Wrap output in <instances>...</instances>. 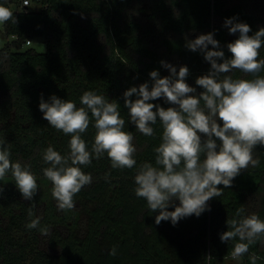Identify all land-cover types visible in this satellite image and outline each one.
<instances>
[{
  "label": "trees",
  "instance_id": "trees-1",
  "mask_svg": "<svg viewBox=\"0 0 264 264\" xmlns=\"http://www.w3.org/2000/svg\"><path fill=\"white\" fill-rule=\"evenodd\" d=\"M20 4V0H0L17 21L9 20L0 29V137L13 162L30 165L38 190L28 201L11 173L0 181L4 188L0 264H250L252 253L261 257L257 264H264V244L257 242L240 261H234L230 253L236 241L220 239L228 230L226 220L241 206L243 215L255 213L264 220V146L254 149L258 166L242 170L231 188L219 185L223 194L208 201L210 211L182 218L175 226L170 220L157 225L159 212L151 213L146 201L135 195L134 177L140 164L155 163L162 126L158 119L152 137L138 132L123 96L145 82L150 90L153 70L160 77L169 76L161 61L175 66L177 72L187 66L186 82L198 95L203 89L195 81L211 65L202 52L189 50L186 42L213 33L218 50L231 58L227 44L239 33L230 34L225 20L235 17L234 22L247 23L249 35H254L264 28V0H41L18 10ZM38 37L45 39V51L25 47L27 40ZM259 58L264 59V47ZM231 75L253 78L238 70ZM89 90L119 104L125 130L134 136L137 164L132 169H113L106 154L93 158L89 166H81L91 174L92 183L74 197V209L60 211L51 195L52 184L43 175L49 165L42 155L49 145L66 155L70 136L48 124L39 103L41 97L47 102L55 95L80 107V97ZM149 102L165 109L174 106L164 98ZM93 123L82 134L89 150L96 131ZM37 217L38 228H27ZM43 226L49 228V235L40 233ZM113 246L115 256L109 254Z\"/></svg>",
  "mask_w": 264,
  "mask_h": 264
},
{
  "label": "clouds",
  "instance_id": "clouds-1",
  "mask_svg": "<svg viewBox=\"0 0 264 264\" xmlns=\"http://www.w3.org/2000/svg\"><path fill=\"white\" fill-rule=\"evenodd\" d=\"M235 19H226L224 23L230 34L239 33L237 39L227 44L231 58H225L224 51L218 50L220 44L213 33L186 42L189 50L202 52L211 65L209 72L195 81L203 89L198 95L196 88L186 82L188 67L180 66L177 72L175 66L164 61L161 65L169 70V76L160 77L153 70L149 73L153 81L150 90L145 82L123 94L130 121L138 132L152 137L158 119L162 126L161 143L154 148L155 163L140 164L134 177L135 195L146 201L151 213L159 212L155 216L157 225L170 220L175 226L182 218L199 217L210 211L208 201L223 194L219 185L231 188L242 170L260 163L253 153L257 146H264V76L260 75L264 59L259 58L264 47V28L250 36V26L234 22ZM9 20L17 22L12 10L0 5V25ZM233 70L253 78H234ZM133 96L135 100L131 99ZM160 98L174 106L165 109L149 102ZM80 105L55 95L47 102L41 97L39 103L48 124L70 136L66 155L51 145L42 155L49 165L43 169V175L52 184L51 195L60 211L74 209V197L92 183L91 174H86L81 166H89L93 158L99 160L106 154L113 169H132L137 164L134 136L125 130L119 104L89 90L80 97ZM92 121L96 131L89 150L82 134ZM10 156L4 138L0 137V181L11 173L22 197L32 201L38 190L37 178L30 165L13 162ZM3 191L0 187V194ZM170 206L173 211L168 210ZM244 212L242 206L237 208L234 217L226 220L228 230L220 235L222 242L236 241L230 253L234 261H240L257 242L264 244V220L255 213L245 216ZM39 225L37 217L26 227L37 229ZM39 231L44 236L50 233L47 226L39 227ZM109 254L116 255L115 246ZM260 259L255 253L249 256L250 264H257Z\"/></svg>",
  "mask_w": 264,
  "mask_h": 264
},
{
  "label": "rangeland",
  "instance_id": "rangeland-1",
  "mask_svg": "<svg viewBox=\"0 0 264 264\" xmlns=\"http://www.w3.org/2000/svg\"><path fill=\"white\" fill-rule=\"evenodd\" d=\"M3 28V24L0 25V29ZM1 43V42H0ZM30 47V46H25ZM32 47H34L37 51L43 52L46 50V41L43 37H38L33 40Z\"/></svg>",
  "mask_w": 264,
  "mask_h": 264
},
{
  "label": "built area",
  "instance_id": "built-area-1",
  "mask_svg": "<svg viewBox=\"0 0 264 264\" xmlns=\"http://www.w3.org/2000/svg\"><path fill=\"white\" fill-rule=\"evenodd\" d=\"M21 1V4H20V8L18 9V10H20V9H28V7H30L32 4H33V2H39V1H41V0H20ZM32 43H33V41L32 40H27V42H26V45H32Z\"/></svg>",
  "mask_w": 264,
  "mask_h": 264
}]
</instances>
